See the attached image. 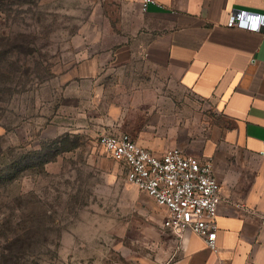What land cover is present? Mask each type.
I'll return each instance as SVG.
<instances>
[{
  "label": "crops",
  "instance_id": "obj_1",
  "mask_svg": "<svg viewBox=\"0 0 264 264\" xmlns=\"http://www.w3.org/2000/svg\"><path fill=\"white\" fill-rule=\"evenodd\" d=\"M85 1L78 69L108 98V126L156 155L212 159L222 185L216 250L174 234L167 264H264V26L227 27L236 10L264 15V0H156L147 11L143 0Z\"/></svg>",
  "mask_w": 264,
  "mask_h": 264
},
{
  "label": "rangeland",
  "instance_id": "obj_2",
  "mask_svg": "<svg viewBox=\"0 0 264 264\" xmlns=\"http://www.w3.org/2000/svg\"><path fill=\"white\" fill-rule=\"evenodd\" d=\"M88 17L85 0H0V171L13 178L0 182V252L6 235L25 240L22 264H167L165 211L97 145L116 131L78 69Z\"/></svg>",
  "mask_w": 264,
  "mask_h": 264
},
{
  "label": "built area",
  "instance_id": "obj_3",
  "mask_svg": "<svg viewBox=\"0 0 264 264\" xmlns=\"http://www.w3.org/2000/svg\"><path fill=\"white\" fill-rule=\"evenodd\" d=\"M160 4L143 0L142 10ZM264 15L233 11L228 28L258 31ZM97 145L126 171V180L165 211L164 226L176 235L190 230L204 238L208 248L216 250L217 217L222 185L214 172L212 159L201 160L173 147L156 155L140 146L128 134L104 131Z\"/></svg>",
  "mask_w": 264,
  "mask_h": 264
},
{
  "label": "trees",
  "instance_id": "obj_4",
  "mask_svg": "<svg viewBox=\"0 0 264 264\" xmlns=\"http://www.w3.org/2000/svg\"><path fill=\"white\" fill-rule=\"evenodd\" d=\"M46 163V162H45ZM13 178L10 176V173H4V171H0V182H12ZM6 238V246H4L3 250L0 252V264H22V260L25 256V240L21 238L11 239L8 236H4ZM8 240V241H7ZM13 244L18 246L17 252H13V248L11 247ZM20 253L22 255H20Z\"/></svg>",
  "mask_w": 264,
  "mask_h": 264
}]
</instances>
